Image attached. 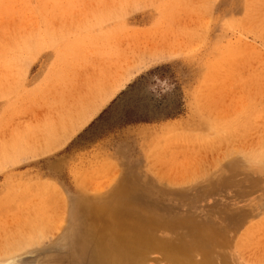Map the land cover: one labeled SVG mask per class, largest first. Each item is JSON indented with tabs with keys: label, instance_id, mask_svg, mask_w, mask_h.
Wrapping results in <instances>:
<instances>
[{
	"label": "rangeland",
	"instance_id": "374dc122",
	"mask_svg": "<svg viewBox=\"0 0 264 264\" xmlns=\"http://www.w3.org/2000/svg\"><path fill=\"white\" fill-rule=\"evenodd\" d=\"M263 35L264 0H0V264H92L110 212L150 234L118 264H264Z\"/></svg>",
	"mask_w": 264,
	"mask_h": 264
},
{
	"label": "bare ground",
	"instance_id": "6f19581e",
	"mask_svg": "<svg viewBox=\"0 0 264 264\" xmlns=\"http://www.w3.org/2000/svg\"><path fill=\"white\" fill-rule=\"evenodd\" d=\"M179 33V32H178ZM162 35H163V33H162ZM157 36V35H156ZM182 36V35H181ZM264 36V35H263ZM171 38V37H170ZM170 38H168L169 40H170ZM180 39V38H179ZM158 40V39H157ZM156 41V40H155ZM149 42V41H148ZM147 41H146V43H148ZM149 45V44H148ZM160 45V44H159ZM151 47V46H150ZM151 49V48H150ZM150 49H149V51H150ZM152 50V49H151ZM148 52V51H147ZM127 59H129V58H127ZM120 70V69H119ZM123 72V71H122ZM261 81H262V79H261ZM264 83H262V85H263ZM73 86V85H72ZM263 87V86H262ZM73 88V87H72ZM74 89V88H73ZM69 91V90H68ZM72 93V92H71ZM66 95V94H65ZM64 95V96H65ZM65 104V103H64ZM67 104V103H66ZM256 111V110H255ZM261 111H262V109H261ZM255 113V112H254ZM258 113H256V115H257ZM259 114H261L260 112H259ZM263 114V113H262ZM262 114H261V116H262ZM257 117H259L258 115H257ZM251 118H252V116H251ZM250 118V119H251ZM261 118V117H260ZM253 120V119H252ZM254 120H256V119H254ZM253 120V121H254ZM258 120V119H257ZM256 120V121H257ZM261 120H263V119H261ZM252 121V122H253ZM256 121H254V122H256ZM261 121H259V124H261L260 123ZM213 123V122H212ZM257 124H258V122H256ZM263 124V123H262ZM212 125V124H211ZM252 125V124H251ZM254 125V124H253ZM214 126V125H213ZM255 126V125H254ZM253 126V127H254ZM259 127H260V125H259ZM258 127V128H259ZM212 128V127H211ZM251 128V127H250ZM261 128V127H260ZM216 129H218V128H216ZM230 129V128H229ZM253 129V128H252ZM220 130V129H219ZM231 130V129H230ZM248 130V129H247ZM255 131V130H254ZM262 130H260L259 132H261ZM264 131V130H263ZM224 132V131H223ZM247 133H248V131H247ZM252 133V132H251ZM239 134V133H238ZM246 134V133H245ZM253 134V133H252ZM251 134V135H252ZM258 134V133H257ZM261 134V133H260ZM262 134H263V137H264V133L262 132ZM262 134H261V136H262ZM249 135H250V133H249ZM249 135H247V136H249ZM234 136V135H233ZM232 136V137H233ZM258 136H259V134H258ZM258 136H256L257 138H258ZM227 137V136H226ZM255 137V136H254ZM256 137H255V139H256ZM203 138V137H202ZM251 138H252V136H251ZM207 139V138H206ZM228 139V138H227ZM227 139H221V140H227ZM249 139V138H248ZM262 139H264V138H262ZM252 140V139H251ZM215 141V140H214ZM239 141V140H238ZM255 141V140H254ZM264 142V141H263ZM201 143V142H200ZM215 144V143H214ZM264 144V143H263ZM217 145H218V143H217ZM216 145V146H217ZM227 146V145H226ZM248 146V145H247ZM214 147V146H213ZM201 149V148H200ZM214 149V148H213ZM219 149H220V146H219ZM249 149V148H248ZM210 150V149H209ZM208 150V152H210ZM214 151V153H215V150H213ZM220 152V151H219ZM211 153V152H210ZM220 154H221V152H220ZM245 154V153H244ZM208 155V154H207ZM216 155V154H215ZM218 155V154H217ZM232 155V154H231ZM252 155V154H251ZM206 157V156H205ZM221 157V156H220ZM236 157V156H235ZM208 158V157H207ZM196 161H198V160H196ZM202 161V160H201ZM218 161V160H217ZM106 165H108V163H106ZM198 165H199V163H198ZM209 165V164H208ZM210 166V165H209ZM106 169V168H105ZM104 169V170H105ZM108 169H109V167H108ZM200 169H201V167H200ZM194 171H195V168L193 169ZM207 170H208V168H207ZM101 172V171H100ZM108 172V171H107ZM195 173V172H194ZM101 174V173H100ZM104 174V173H103ZM84 177V176H83ZM181 177V176H180ZM180 177H178L179 179H182V178H180ZM185 177V176H184ZM188 177H189V173H188ZM166 178V177H165ZM84 179V178H83ZM98 179V178H97ZM96 179V180H97ZM173 179V178H172ZM178 179V180H179ZM81 180H82V178H81ZM85 180V179H84ZM87 180V179H86ZM169 180V179H168ZM176 180V179H175ZM182 180H184L185 181V179L183 178ZM189 180V179H188ZM180 181V180H179ZM52 184V183H51ZM53 185V184H52ZM52 185H50V186H52ZM46 186V185H45ZM87 186V185H86ZM105 186V185H104ZM90 187H91V185H90ZM45 191H46V189H44ZM50 190V189H49ZM16 191V190H15ZM33 191V190H32ZM38 193V192H37ZM45 193V192H44ZM46 193H47V191H46ZM58 193V192H57ZM52 194H53V192H52ZM39 196V195H38ZM40 196H44V194L43 195H40ZM46 196V195H45ZM52 196H54V195H52ZM56 196V195H55ZM60 196V195H59ZM28 197V196H27ZM26 197V198H27ZM36 197H37V195H36ZM38 199H39V197H38ZM43 200V199H42ZM46 202V201H45ZM55 202V201H54ZM48 204V203H47ZM57 204H58V202H57ZM32 205V204H31ZM40 205H41V203H40ZM46 205V204H45ZM64 205H66V204H64ZM30 206V205H29ZM42 206H43V203H42ZM51 206H53V205H51ZM56 206V205H55ZM60 206H63V205H59V207ZM25 207V206H24ZM27 207V206H26ZM37 207V206H36ZM47 207V206H46ZM50 207V206H49ZM29 208V207H28ZM41 208V207H40ZM55 208V207H54ZM45 209H49L48 207L47 208H45ZM40 210V209H39ZM52 210H53V208H52ZM45 211V210H44ZM54 211V210H53ZM55 211H57V210H55ZM54 211V212H55ZM59 211V210H58ZM57 211V212H58ZM61 211V210H60ZM48 212V211H47ZM50 212V211H49ZM57 212H56V214H57ZM26 213V212H25ZM37 213V212H36ZM51 213V212H50ZM31 214V213H30ZM52 214H53V212H52ZM60 214V213H59ZM63 213H61V215H62ZM32 215V214H31ZM47 215H49V214H47ZM33 217H34V215H32ZM44 216V215H43ZM46 216V215H45ZM58 216V215H57ZM42 217V216H41ZM41 217H38V218H41ZM51 217H53V216H51ZM51 217H50V219H51ZM55 217V216H54ZM65 217V216H64ZM55 218H57V217H55ZM55 218H54V220H55ZM111 218H112V216H111V212H110V214H109V218H106L105 220H104V225H103V228H104V230H106V232H107V234H105V237H104V239L102 238V240H96V239H93L92 240V242L91 243H93L92 244V246L89 248V254H90V259H91V262H92V264H118V261H120V260H124L125 259V257L127 256L126 254H125V252H123L121 249L123 248V247H129L132 251H135V250H138V249H141V248H143V247H145V246H147L148 245V238H149V233L147 232V229H144L143 228V230L141 231V232H137V231H135L134 229V231H130V232H128L124 237H122V238H118V236H116L115 235V232H116V228L114 227V225L112 224V220H111ZM20 219H22V218H20L19 217V219H18V221H20ZM24 219V218H23ZM28 219H31V218H28ZM44 219H47V218H44ZM60 219H61V217H60ZM64 219V218H63ZM52 220H53V218H52ZM51 220V221H52ZM62 220V219H61ZM83 220V219H82ZM100 220V219H99ZM98 220V221H99ZM18 221H16L17 222V224H18ZM22 221V220H21ZM25 221V220H24ZM28 221V220H27ZM27 221H25V222H27ZM30 222V224H31V220H29ZM45 221V220H44ZM43 221V222H44ZM50 221V222H51ZM64 221V220H63ZM101 221V220H100ZM48 222V221H47ZM49 222V223H50ZM55 222H57V221H55ZM78 222V221H77ZM41 223H42V221H41ZM45 223V222H44ZM87 223V222H86ZM16 226H17V224L16 223H14ZM22 224V223H21ZM53 224V223H52ZM12 225V224H11ZM34 225V224H33ZM44 225V224H43ZM57 225V224H56ZM87 225V224H86ZM23 226H25V223H24V225ZM28 226H29V224H28ZM54 226V225H53ZM7 227V226H6ZM5 227V228H6ZM11 227V226H10ZM9 227V228H10ZM14 227V226H13ZM13 227H12V229H13ZM25 227H27V225L25 226ZM51 227V226H50ZM2 228V227H1ZM4 228V227H3ZM31 228V227H30ZM30 228L28 227L26 230H25V228H23V230H25V232L24 233H27L26 231L28 230H30ZM44 228V227H43ZM11 229V228H10ZM17 229V228H16ZM49 229V228H48ZM47 229V230H48ZM51 229V228H50ZM52 229H54V228H52ZM80 229H81V227H80ZM19 230H20V228H19ZM32 230V229H31ZM31 230L29 231V238H31ZM35 229L33 228V232H35L34 231ZM43 230V229H42ZM46 230V231H47ZM58 230H60V229H58ZM21 232H22V230H20ZM39 231V230H38ZM45 231V232H46ZM6 232V231H5ZM11 232V231H10ZM13 232H15V231H13ZM21 232H19V233H21ZM48 232V231H47ZM96 232V230L94 229V230H91L90 229V233L92 234V233H95ZM8 233V232H7ZM12 233V232H11ZM10 233V234H11ZM37 234H38V232H37ZM41 234H43V233H41ZM49 234H50V232H49ZM52 234V233H51ZM55 234H56V231H55ZM59 234V233H58ZM4 235V234H3ZM16 235V234H15ZM20 235H22V237H24V236H26V234H24L23 235V233H21ZM12 236V235H11ZM19 236V235H18ZM35 235H33V237H34ZM44 236V235H43ZM6 237H8V234L6 235ZM13 237V236H12ZM21 237V236H20ZM28 237V236H27ZM46 237H48V235L46 236ZM15 238H17V237H15ZM15 238H12V239H15ZM37 238V237H36ZM38 238H39V236H38ZM40 238H41V236H40ZM43 238V237H42ZM8 239V243H9V238H7ZM21 238H19V240H20ZM132 240H138V243L137 242H133ZM11 241V240H10ZM14 242H13V244L14 243H16V241L17 240H13ZM36 241H37V239H36ZM35 241V242H36ZM19 241H17V243H18ZM43 242H44V239H43ZM3 243H6L5 241L3 242ZM12 243V242H11ZM21 243H23L22 241H21ZM21 243H19V244H21ZM26 243V242H25ZM34 243V242H33ZM40 243V242H39ZM10 244V243H9ZM28 244V243H27ZM0 245H2V243L0 242ZM23 245H24V243H23ZM23 245H20V248H21V246L23 247V249L25 248V246H23ZM32 245V244H31ZM38 245H40V244H38ZM8 246V247H7ZM16 247H15V249H13L12 248V250H14V251H16V248H17V251H20L19 249V247H17V245H15ZM19 246V245H18ZM27 246V245H26ZM6 247L7 248H9V251L8 252H10V247H11V244H10V247H9V245H6ZM3 248H4V246L2 247V250H3ZM7 250V249H6ZM1 251V250H0ZM3 251H5V250H3ZM12 252V254H10V255H13V253H15V252ZM30 250H27V252H29ZM31 251H32V249H31ZM87 252V251H86ZM19 253V252H18ZM18 253H16V254H14V256H18L17 254ZM20 253H21V251H20ZM24 253H26V252H24ZM135 253V252H134ZM2 255H5V254H2ZM8 255V254H7ZM13 256V257H14ZM1 258V257H0ZM9 259L11 258V256H9L8 257ZM87 258V257H86ZM7 259V258H6ZM6 259H5V262H8L9 261V259L6 261ZM12 260H10L9 262H10V264L12 263V262H14L13 261V259H15V261H16V258H11ZM0 260H3V259H0ZM88 260V259H87ZM8 262V263H9ZM0 263H1V261H0ZM4 263V262H3ZM6 264V263H5ZM13 264V263H12ZM15 264V263H14ZM16 264H18L17 262H16Z\"/></svg>",
	"mask_w": 264,
	"mask_h": 264
},
{
	"label": "trees",
	"instance_id": "16d2710c",
	"mask_svg": "<svg viewBox=\"0 0 264 264\" xmlns=\"http://www.w3.org/2000/svg\"><path fill=\"white\" fill-rule=\"evenodd\" d=\"M159 70V68L157 69ZM153 73L150 72V74ZM143 78V77H142ZM137 83V81L133 82L128 86V89H125L120 93L125 94L127 92L134 91V86ZM115 101V100H114ZM113 101V102H114ZM112 102V103H113ZM135 103L125 109V112H123V120L126 124H135V123H142V122H150V120H153L156 116H164V118H173L177 114H179L182 110V102L179 101L175 106L171 107L169 110H166V107L161 108L158 105H153L146 102H140ZM103 113V112H102Z\"/></svg>",
	"mask_w": 264,
	"mask_h": 264
}]
</instances>
